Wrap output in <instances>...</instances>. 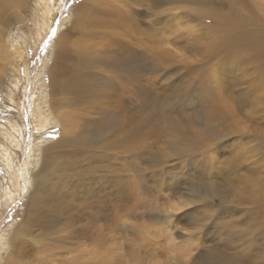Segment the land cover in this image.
<instances>
[{"label":"rangeland","instance_id":"374dc122","mask_svg":"<svg viewBox=\"0 0 264 264\" xmlns=\"http://www.w3.org/2000/svg\"><path fill=\"white\" fill-rule=\"evenodd\" d=\"M0 264H264V0H0Z\"/></svg>","mask_w":264,"mask_h":264},{"label":"bare ground","instance_id":"6f19581e","mask_svg":"<svg viewBox=\"0 0 264 264\" xmlns=\"http://www.w3.org/2000/svg\"><path fill=\"white\" fill-rule=\"evenodd\" d=\"M109 15H111V9L106 8L105 9ZM83 11L87 13H94L96 12V8L93 6L88 7L87 5L83 7ZM88 17H81L79 19V23L82 25L80 30L78 31V37L77 39L69 43L67 39L63 40L64 48L67 49L62 50L61 56H64L63 58H66L67 61H69V65L71 66V69H76L79 64H81V68L86 69L87 71H90L93 73V68L95 67V63L97 61L96 55L93 54L91 45H83L80 39L82 37L87 38L89 36L94 35V31L90 30V26L92 25V20H87ZM106 28L113 27L111 23L106 22L105 23ZM119 54L123 53V50L121 52H118ZM60 55V54H59ZM19 60H22L24 58V52H19L18 54ZM65 59L62 60V63L67 64V61ZM61 63V62H60ZM127 61L123 57L116 58L113 57L111 60H109V66L119 70V71H130V69L127 66ZM77 70V69H76ZM51 80H53L55 77H62L63 83H59V85L52 84V87L50 88V92L52 94H56L57 92L63 93L65 91L68 92H76L77 90H81L82 94H90L92 87L88 86L87 79L88 75H77L74 72H63V70L59 69V71H53L51 72ZM76 79V82H75ZM124 81H121L120 83L123 85ZM116 85L115 82L110 83L108 86H106L107 89L114 87ZM16 131V130H15Z\"/></svg>","mask_w":264,"mask_h":264}]
</instances>
